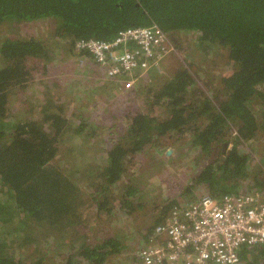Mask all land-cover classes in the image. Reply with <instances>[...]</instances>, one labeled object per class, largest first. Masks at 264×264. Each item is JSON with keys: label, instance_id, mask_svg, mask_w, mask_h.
I'll list each match as a JSON object with an SVG mask.
<instances>
[{"label": "trees", "instance_id": "obj_1", "mask_svg": "<svg viewBox=\"0 0 264 264\" xmlns=\"http://www.w3.org/2000/svg\"><path fill=\"white\" fill-rule=\"evenodd\" d=\"M44 19L55 20V35L69 42L68 53L63 56L66 61L77 55L74 46L78 40L111 41L127 28L155 24L170 35H197L196 48L206 55L214 54V63L223 59L231 69L225 71L223 65L222 72L212 75L215 88L208 96L194 87L199 83L196 73L182 62L174 60L175 65L169 56L168 63L163 62L166 73H155L153 81L142 87L146 92L142 94H147L143 106L133 107L123 124L109 127L112 134L103 152L105 163L98 164L97 158L92 161L85 154L88 171H84L80 170L79 157L72 155L65 159L69 158L74 169L67 170L56 164L61 143L67 137L72 142L84 134L91 115L81 106L88 100L83 99L88 89L71 82L69 86L75 91L64 95L63 91L52 93V88L62 87L65 91L62 82L71 79L77 62L68 60L67 70L66 64L61 65L60 73L66 74L60 81L51 78L56 74L48 70L47 62L54 58L45 44L33 37L8 36L2 40L0 264H47L45 256L58 241L60 261L56 263L108 264L109 258L120 252L123 241L110 237L78 249L69 248L70 225H79L78 217L92 213L85 211L90 201L96 203L92 214L95 219L111 210L107 208L110 201L118 204L119 198L110 187L123 186L126 194L121 200L125 204L120 205H130L128 197H135L139 185L126 182L128 168L135 156L145 154L163 137L191 135L195 148L211 156L181 195L192 193L193 187H203L217 199L244 193L240 185L257 189L252 192L263 190L264 150L260 161H255L256 152L251 147L257 140L264 142V0H0V25ZM92 67L85 69L87 74L105 79V74ZM37 71L49 77L50 83L47 79L36 83L40 89L30 94ZM92 87L89 96L95 100L109 85ZM13 103L23 106L20 115L11 108ZM78 104L80 110L75 109ZM118 131L123 134L113 138ZM88 135L91 137L93 132ZM92 170L97 172L98 179L94 180L98 184L91 180ZM86 185L96 187V196L91 200L83 187ZM177 204L176 199L167 201L155 218L156 224L164 221ZM79 232H83L82 227ZM239 255L243 264H259L264 260V245L244 246Z\"/></svg>", "mask_w": 264, "mask_h": 264}, {"label": "rangeland", "instance_id": "obj_2", "mask_svg": "<svg viewBox=\"0 0 264 264\" xmlns=\"http://www.w3.org/2000/svg\"><path fill=\"white\" fill-rule=\"evenodd\" d=\"M56 25V21L53 19L29 22L13 21L11 24L4 23L0 25V43L8 36H11L12 38H36L50 49V53L54 59L53 62H47V67L49 68V71L52 73L55 72L56 74L52 75L51 78H60V81L64 80L66 74L60 73L62 72L60 68L61 65L66 64V69L64 70H67L69 66V64H67L68 60L71 62H73V60L74 62H77L75 63L77 66L74 65L75 70L72 69L71 72L73 73H70V75H72L71 79H67L66 83L62 82V85L66 88L65 91L62 87L59 89L56 86L55 89L52 88V93L57 94L60 91H63L64 95L69 92L72 93L75 91V88L69 86L71 82H74V84L79 87L81 86L80 88L82 89L83 87L88 89L83 93V99L86 100L87 98L88 100L82 103L83 105L81 106V109H88L87 112H90L91 116L90 118L88 117L89 119L86 121L88 125H86V130L80 139L74 138L73 141L70 142V137H67V140L61 143V151L56 164H61L63 168L65 166V169L67 170L71 168L74 169L72 164L68 162V159L71 158L72 155H76L79 157V162L82 166L80 170L88 171V161L84 160V155L89 154V159H92V161L97 158L96 163L98 164L105 163V154L103 152L106 145L109 144V134H112L109 127L114 123L123 124L126 122L125 119L133 107L143 106V103H145L143 102V99L147 97V94H142V92H145L142 87L153 81V77L141 79L131 88H127L123 85L120 86L119 82L114 79H103L101 75L100 78L93 73L87 74L85 69H89V67L92 66L96 67L103 75L104 72L98 68L91 57L88 58L86 56L85 59H83L82 56H80V59L77 56L73 58L69 57L66 61L63 56L68 53L70 48L68 46L69 42L62 40L55 35ZM174 40L175 43L179 44L180 48L177 47V52L171 55V62L175 64L174 60H176L182 62L184 66L188 65L193 73H196L197 80H199V83L194 87L200 88L208 96H212L215 88L212 81V75L222 72L220 70L224 65L223 59H219L218 63H214V61L217 60V57H214V54L206 55L204 52L198 50L196 48L197 35L182 32L176 34ZM167 60L168 59L165 60L166 64L168 63ZM171 62L168 64V67L170 68ZM41 67H44V63H42ZM229 69H231V66L224 65L225 71H228ZM164 72L165 71L158 74H165L166 72ZM208 73L211 75H208ZM35 77L36 79L32 81V85L29 88L30 94L37 93L40 89L41 86L36 87V83L45 79L48 81H46V83H50V78L47 76L43 77L40 71L35 72ZM84 84H88L89 86L86 87ZM105 84H108L110 88L106 87L105 89H102V94L96 96V99L93 100L89 96V94H91L89 89L92 90V85H96L101 89ZM139 84H141L140 88ZM77 95L79 96L80 92ZM79 106L80 104H78V107H75V109L80 110ZM22 107L21 103H13L11 106L13 111L19 115L22 112ZM73 107L74 105L72 108ZM71 110L72 109H70V111ZM72 111L75 110L73 109ZM99 124H101V128L98 127ZM233 128L235 127L232 125V130ZM121 130L119 129V131ZM234 130L232 132L233 136H235ZM119 131L115 133L113 138L118 139L120 135L123 134L119 133ZM89 132H93L91 137L88 135ZM82 140H86L87 143H83ZM71 143H73L74 146L79 145L81 148H75ZM155 144L154 147L150 146L151 148L145 154L133 158V163L130 164L127 174L125 175L126 182L138 183L139 185L138 193L135 197H128L131 202L130 205H125L124 207L120 205L125 204L122 203L123 201L121 200V197L126 194L124 193V188L122 190L123 186L121 185L109 188L115 197L119 198L118 204L117 202L110 201L107 208H110L111 210L98 214L97 219L92 215L93 211L95 212L96 203L90 201V204L85 207V211L91 210L92 213L87 215L86 212L82 217H78L79 220H76V222H79V225L75 223L70 225L69 248L74 247V249H78L84 244L97 243L104 238L116 237L123 241V246L118 255L109 258L108 264H141L138 256L139 250L147 243L149 230H151V228L157 223L155 221L157 219L155 218L158 217V213H160L161 208L167 204V201L176 199L178 204L175 205V207H185L199 197L209 195L208 192L202 189L203 187H193L192 193H186L184 196L181 195L185 193L184 191H186L187 188H189L190 180L202 169V165L211 159L209 154L195 148L191 135L183 137H163L158 139ZM243 148H245V146H243ZM243 148L242 151H244ZM221 149H224V147H221ZM251 150L256 152L254 153V156L256 157L255 161H260L262 150H264V142L257 140V143L252 145ZM67 157L69 158L65 159ZM255 163L257 162L253 163L254 166ZM92 171L94 173L92 172L91 175L94 177H92L91 180L98 179L97 172H95L96 170ZM94 181L98 184L97 180ZM250 182L252 181H247L245 183ZM83 187L86 190V195L90 196V200L96 196V187L87 188V185L86 187ZM251 187L252 186H239L244 193H251L252 191L257 190L256 188L254 189V187ZM248 188L250 189L248 190ZM261 189L263 190L259 192H264V188ZM114 191H117L116 194ZM87 203H89V200ZM81 227L83 232L78 233ZM60 242L61 241H58L57 243L54 242L49 252V256H45L47 264H59L56 262L60 261L57 255L60 250L56 248L60 246ZM67 250L69 249L67 248ZM36 256H38V253L35 257ZM258 263L264 264V260H261Z\"/></svg>", "mask_w": 264, "mask_h": 264}, {"label": "built area", "instance_id": "obj_3", "mask_svg": "<svg viewBox=\"0 0 264 264\" xmlns=\"http://www.w3.org/2000/svg\"><path fill=\"white\" fill-rule=\"evenodd\" d=\"M174 36L155 24L131 27L111 41L78 40L74 53L90 56L105 79L131 88L164 71V60L177 52ZM257 245H264V192L205 195L174 207L138 256L141 264H243L242 247Z\"/></svg>", "mask_w": 264, "mask_h": 264}]
</instances>
